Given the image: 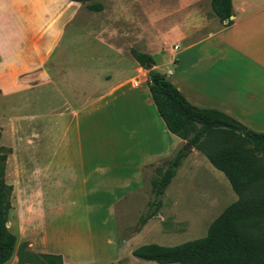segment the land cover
Returning a JSON list of instances; mask_svg holds the SVG:
<instances>
[{
	"label": "rangeland",
	"instance_id": "1",
	"mask_svg": "<svg viewBox=\"0 0 264 264\" xmlns=\"http://www.w3.org/2000/svg\"><path fill=\"white\" fill-rule=\"evenodd\" d=\"M184 2L196 3L193 7L196 12L213 15L210 0L74 3L73 21L58 32L47 66L49 73H55V68L59 70L56 79L60 93L51 91L48 81L37 84L33 75L10 84L0 80V147L11 151L4 152L7 153L4 180L12 187L6 226L16 238V249L26 242L31 252L61 255L65 264H157L134 258L132 251L142 245L175 246L200 239L206 235L212 221L237 200L224 175L207 160L200 162L201 153L197 152L198 158L192 155L189 161L185 160L180 175L166 188L155 216L139 228V219L153 199L150 181L160 161L143 169V184L130 192L97 189L83 180L96 177L93 165L96 162H114L106 156L112 151L107 145L111 135L120 134L121 151L135 146L129 135L131 130L140 133L138 140L151 136V118L157 115L155 107L150 104L151 108L146 110L142 101L134 102L126 110L128 121L123 120L120 109L118 113L91 109L74 121L61 117L64 111L59 110L65 105L71 107L73 98L66 90L67 80L82 68L90 69L91 64L98 62V53L102 54L100 58L112 63V67L120 65L115 51L97 43L101 40L119 43L123 48L120 73V81L125 82L123 93L151 100L146 83L151 69L140 67L131 50L143 53L146 47L177 48L173 39L166 38L169 32L166 25L177 15L168 18L166 15L174 14ZM93 3H100L103 10L90 12L87 5ZM205 28V32L214 28L211 18L206 19ZM153 56L156 71L165 74L168 69L173 70L162 56ZM133 79L140 87L132 89ZM97 90L98 85L91 82L90 93ZM74 100L80 102L84 98ZM105 114H108L106 118ZM81 162L83 166H77ZM189 164L193 165L192 169L188 168ZM33 263L42 264L38 260ZM5 264L21 262L14 253Z\"/></svg>",
	"mask_w": 264,
	"mask_h": 264
},
{
	"label": "crops",
	"instance_id": "2",
	"mask_svg": "<svg viewBox=\"0 0 264 264\" xmlns=\"http://www.w3.org/2000/svg\"><path fill=\"white\" fill-rule=\"evenodd\" d=\"M74 3L71 0H0L1 83L10 84L13 80L33 75L37 84L48 81L51 91L60 93L56 79L59 70L55 68V73L52 74L47 66L57 44L58 32H62L73 21ZM231 3V24L227 25V21L220 23L213 11L212 16L203 15L193 8L196 3L184 2L174 14L166 15V18L178 16L166 25L169 30L166 38L173 39L171 41L177 48L146 47L142 51L152 58L154 54H158L174 67L165 74L160 73L166 78L170 77V82L190 104L222 111L247 129L264 134V0H231ZM209 18L212 19L214 28L205 32V21ZM198 30L201 33L192 37ZM97 43L115 51L120 65L117 68L112 67V63L100 58L102 54L98 53V62L91 64L92 70L82 68L75 76L71 75L72 82L70 78L67 80L66 90L70 91L73 99L70 109L67 105L58 108L64 111L61 112V117L74 121L80 114H84L82 112L91 109L99 108L105 113H118L120 109L123 120L128 121L126 110L134 102L142 101L146 110L151 108L153 102L149 98L141 100L139 96L131 97L123 93L125 82L120 81V73L124 52L121 45L103 40ZM156 68L155 64L152 69ZM134 81L137 80L130 82L132 89L140 87V84L133 86ZM91 82L98 85V90L92 93L89 91ZM79 97L84 100H74ZM107 115L105 114V118ZM151 123L149 138L144 136V139L138 140V131L132 128L129 132L135 142L131 150L121 151L120 134L111 135L107 139V145L112 151L106 156L114 162L93 164L96 177L89 181L83 180V183L91 184L97 189L107 188L121 192L136 190L139 184H143L142 174L145 167H152L157 161L161 163L171 158L185 146L184 141L166 130L158 114L151 118ZM197 152L199 151L194 148L190 149L172 181L180 175L185 160L189 161L192 155L194 159L198 158L195 155L199 154ZM89 156L101 158L96 154ZM200 158L202 163L207 160L202 154ZM194 164L196 165L195 160ZM50 166L52 169L53 164ZM77 166H83V163ZM192 167L189 164L188 168ZM109 185L116 187L108 188Z\"/></svg>",
	"mask_w": 264,
	"mask_h": 264
},
{
	"label": "trees",
	"instance_id": "3",
	"mask_svg": "<svg viewBox=\"0 0 264 264\" xmlns=\"http://www.w3.org/2000/svg\"><path fill=\"white\" fill-rule=\"evenodd\" d=\"M84 4L89 0H71ZM220 23L231 24V0H210ZM90 12H101L100 3L87 5ZM140 67L148 69V90L166 130L206 157L213 168L223 173L237 200L228 205L209 225L200 239L175 246L142 245L132 251L139 260L157 264H264V134L251 131L223 113L190 104L164 74L152 69L153 58L131 50ZM179 149L155 168L150 181L153 195L147 212L139 219L143 227L161 206V198L189 150ZM9 149L0 147V264L15 253L21 264H63L55 254H36L16 238L6 223L11 210L12 187L4 180ZM261 187V190L258 187Z\"/></svg>",
	"mask_w": 264,
	"mask_h": 264
},
{
	"label": "built area",
	"instance_id": "4",
	"mask_svg": "<svg viewBox=\"0 0 264 264\" xmlns=\"http://www.w3.org/2000/svg\"><path fill=\"white\" fill-rule=\"evenodd\" d=\"M138 84H139V82H137V81H134V82H133V86H135V87H136Z\"/></svg>",
	"mask_w": 264,
	"mask_h": 264
},
{
	"label": "water",
	"instance_id": "5",
	"mask_svg": "<svg viewBox=\"0 0 264 264\" xmlns=\"http://www.w3.org/2000/svg\"><path fill=\"white\" fill-rule=\"evenodd\" d=\"M151 67H149L148 69H150Z\"/></svg>",
	"mask_w": 264,
	"mask_h": 264
}]
</instances>
